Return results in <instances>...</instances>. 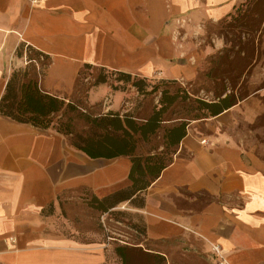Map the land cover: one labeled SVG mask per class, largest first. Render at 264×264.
<instances>
[{
  "label": "crops",
  "instance_id": "0c3cea01",
  "mask_svg": "<svg viewBox=\"0 0 264 264\" xmlns=\"http://www.w3.org/2000/svg\"><path fill=\"white\" fill-rule=\"evenodd\" d=\"M243 2L0 0V98L12 69L25 65L15 56L21 42L51 57L42 88L54 94L71 91L84 64L190 81L199 58L195 34ZM126 91L101 84L87 101L100 104L101 113L120 110ZM199 121L188 125L172 162L141 193L143 206L118 208L142 216L149 240L175 239L212 264H264V169L238 148L208 144L195 131ZM130 166L128 157L89 158L50 128L0 115V264L114 263L112 238L46 231L42 211L67 190L102 199L129 187ZM181 190L207 197L201 207H184L176 200Z\"/></svg>",
  "mask_w": 264,
  "mask_h": 264
},
{
  "label": "trees",
  "instance_id": "16d2710c",
  "mask_svg": "<svg viewBox=\"0 0 264 264\" xmlns=\"http://www.w3.org/2000/svg\"><path fill=\"white\" fill-rule=\"evenodd\" d=\"M246 2L244 0L234 12L239 11ZM234 12L226 18H234ZM238 18L236 15L235 20L238 21ZM15 56L24 58L25 65L12 69L0 98V115L39 129L51 128L69 136V145L89 158L125 156L130 159L129 187L102 199L92 195L90 204L100 213H121L114 208L122 202L141 208L144 203L141 193L172 162L188 125L193 121L215 117L242 99L226 87L209 90L212 98L206 99L200 97L198 91L192 92L189 87L173 79H159L152 83L145 77L84 64L78 71L77 82L86 69L97 73L92 86L86 89V101L73 102L42 88V78L52 62L49 55L21 42ZM221 75L227 79L224 73ZM101 84H108L112 90L133 88L136 97L131 100L125 98L120 110L89 113L86 111L88 107L100 104L90 105L87 93ZM68 112L72 114L68 115ZM77 122L83 126L77 128ZM139 230L145 234L144 221ZM132 252H139L154 264V259H159L140 247L118 245L113 249L117 259L113 264H129Z\"/></svg>",
  "mask_w": 264,
  "mask_h": 264
},
{
  "label": "rangeland",
  "instance_id": "374dc122",
  "mask_svg": "<svg viewBox=\"0 0 264 264\" xmlns=\"http://www.w3.org/2000/svg\"><path fill=\"white\" fill-rule=\"evenodd\" d=\"M233 15L234 18L218 22L207 21L200 32L195 34L197 36L193 37L192 42L199 53L195 62L196 75L190 81L180 83L189 87L192 92L198 91V95L206 99L212 98L209 90H220L222 87L242 97L225 113L202 119L194 124V128L208 144H227L238 148L264 169V0H247ZM236 15L239 17L238 21L235 20ZM96 73L95 70H84L79 82L76 77L71 91H59L55 95L73 102L86 101V89L92 86ZM45 77L42 78L41 86ZM149 80L152 83L157 81ZM46 82L48 83L47 79ZM135 97V93L128 88L126 98L131 100ZM86 111L98 114L102 112V107H88ZM69 114L72 113L68 112ZM77 123V128L83 126L81 122ZM63 136L69 145L70 137ZM191 196L194 195L181 190V195L176 200L184 207L198 208L207 197L195 194L198 199H194ZM91 201L92 194L86 189L64 191L42 211L43 228L79 240L108 241L107 237L112 238L109 241L112 258H115L114 247L129 245L156 255L159 258L154 259L156 264H212L197 252L189 251L188 246L187 249L179 247L175 239H147L146 234L139 230L143 222L142 216L130 211L127 205L120 208L117 206V211L121 213L109 214L100 213L90 204ZM116 261L115 258L114 263ZM129 264L154 263L139 252H132Z\"/></svg>",
  "mask_w": 264,
  "mask_h": 264
},
{
  "label": "built area",
  "instance_id": "2783aa9c",
  "mask_svg": "<svg viewBox=\"0 0 264 264\" xmlns=\"http://www.w3.org/2000/svg\"><path fill=\"white\" fill-rule=\"evenodd\" d=\"M35 1V0H34Z\"/></svg>",
  "mask_w": 264,
  "mask_h": 264
}]
</instances>
